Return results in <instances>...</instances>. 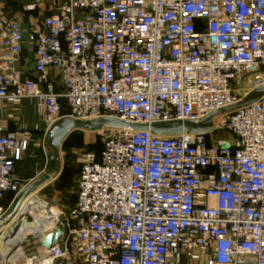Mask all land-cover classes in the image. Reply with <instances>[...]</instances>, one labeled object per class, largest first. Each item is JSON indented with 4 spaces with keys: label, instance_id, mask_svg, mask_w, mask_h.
Segmentation results:
<instances>
[{
    "label": "built area",
    "instance_id": "2783aa9c",
    "mask_svg": "<svg viewBox=\"0 0 264 264\" xmlns=\"http://www.w3.org/2000/svg\"><path fill=\"white\" fill-rule=\"evenodd\" d=\"M42 25L9 23L0 99L37 98L51 117L200 123L264 85V0H63ZM27 41L34 72L56 68L62 91L7 63ZM104 129L99 160L79 173L82 260L167 264L212 248L208 264H264V95L217 115L208 133ZM28 147L0 127V200L31 185L16 171ZM47 252L53 262L68 249L60 240Z\"/></svg>",
    "mask_w": 264,
    "mask_h": 264
},
{
    "label": "crops",
    "instance_id": "0c3cea01",
    "mask_svg": "<svg viewBox=\"0 0 264 264\" xmlns=\"http://www.w3.org/2000/svg\"><path fill=\"white\" fill-rule=\"evenodd\" d=\"M62 4L63 0H0V57L8 53L2 47V40L9 25L7 23L10 20V14L7 13L8 5H14L15 11H18L14 14V18L24 27L25 31L29 32L42 30L43 19L58 14ZM28 5L33 7L28 9ZM35 59L34 48L27 41L14 60H7V63L20 71L22 79L30 78L37 81L40 89H43L47 83H52L57 91H62V79L59 71L56 68H49L43 76H39L34 72ZM1 61L4 60L1 59ZM57 118L59 117L48 116L37 98L25 97L15 101L0 99V127L2 132L14 133L18 138L29 140L28 149L23 158L16 164L18 176L27 184H32L37 180L42 181L45 179V174L53 171L47 172L49 155H53L47 143V133L50 125ZM99 158L100 154L97 160ZM79 173L80 170L78 179ZM13 195V193H8L0 200V216L7 213V221L12 220L17 212L15 209L18 202ZM15 220L13 219L8 224L9 228ZM63 231L64 236L62 238L64 241L69 238V233H75L73 231L67 232L65 229ZM74 238L76 244V236ZM42 250L44 247L41 246L39 252ZM211 258L212 248L206 250L192 248L182 251L178 256H169L167 264H208ZM9 262L11 263H7L12 264V261Z\"/></svg>",
    "mask_w": 264,
    "mask_h": 264
},
{
    "label": "rangeland",
    "instance_id": "374dc122",
    "mask_svg": "<svg viewBox=\"0 0 264 264\" xmlns=\"http://www.w3.org/2000/svg\"><path fill=\"white\" fill-rule=\"evenodd\" d=\"M13 6L14 5L7 6L9 9L7 13L10 14V20L7 24L17 21L14 18V14L18 11H15ZM105 135L106 131L104 127L94 132L82 130L73 131L61 144L60 169L57 170L58 164L55 155L51 152L53 155H49L47 172L53 170L51 173H54V171L55 173L50 176L48 173L45 174V179L38 183L36 187L24 198L20 204V207L15 213L14 218L12 217V220L17 219V216L21 213V208L26 199L34 194L33 196L38 202L44 201L46 202L47 206L46 208H37L35 210V214H25V218L28 222L34 221L35 219L41 218L42 216H48V221L43 223L41 226L43 232H47L54 226H58L65 229L67 232L73 231L74 233L78 227V220L74 216L78 192V172L84 162L96 160L98 158L104 145ZM217 135L222 141L232 139V136L226 130H219ZM216 136L214 138H216ZM212 141L214 140L212 139ZM22 193L23 192L13 193V196L17 199L16 202L19 203ZM52 209L58 213L54 215L50 211ZM12 220L10 219V221H7V213H4L0 216V237L2 235L8 236L10 234V228L8 227V224ZM48 222H50L51 225L50 223L48 225ZM32 234L27 235L24 240L17 244V246L2 245L0 250L2 251L4 257L8 258L13 256L14 259L6 261L2 256H0V264L11 263L9 261H12V264H37L38 262L42 263L46 260H50L47 249L44 248V250L39 252V248H41V246L43 247V245L38 239H36L35 236L40 235L41 233ZM74 236L75 233H69V238L65 239V241L64 238L60 239L66 244L68 254L64 259L54 260L49 264H87L78 255Z\"/></svg>",
    "mask_w": 264,
    "mask_h": 264
},
{
    "label": "water",
    "instance_id": "95a60500",
    "mask_svg": "<svg viewBox=\"0 0 264 264\" xmlns=\"http://www.w3.org/2000/svg\"><path fill=\"white\" fill-rule=\"evenodd\" d=\"M264 95V85H261L254 90H252L248 95H246L240 102L224 107L222 109L211 112L206 116V118L200 123H193L189 121H169V122H158L151 125L148 124H135L129 123L127 121L115 118V117H102V118H93V119H75L69 116H63L57 118L49 127L47 133V143L51 152L55 155L58 168L61 167V154L60 147L63 141L75 130L89 131L94 132L98 131L102 127L104 128H132V129H141L148 130L163 135H174L180 134L185 131L192 133H208L213 128V122L217 115L228 112L237 107L249 104L256 101ZM55 173V171H54ZM54 173H48L49 176ZM41 180H37L31 185H29L22 193L21 199L16 206L15 211L18 210L20 204L24 198L32 191ZM21 214V213H20ZM19 214V215H20ZM20 223L18 220H15L10 227V234L14 235L18 230ZM32 233L28 234L31 235ZM64 236V231L61 227L54 226L47 232H43L40 235H36V239L40 241L45 249H50L53 245H57L60 242V239ZM17 246V245H15Z\"/></svg>",
    "mask_w": 264,
    "mask_h": 264
},
{
    "label": "bare ground",
    "instance_id": "6f19581e",
    "mask_svg": "<svg viewBox=\"0 0 264 264\" xmlns=\"http://www.w3.org/2000/svg\"><path fill=\"white\" fill-rule=\"evenodd\" d=\"M47 204L44 201H40L38 202L34 196H30L28 199H26V201L24 202L22 208H21V214L17 216V219L20 223V226L18 228V230L15 232L14 235H8V236H4L2 235L0 237V247L3 246H7V245H17L18 243H20L22 240L25 239V237L30 234V233H42L43 229L41 228L43 223H46L48 221V216H42L41 218L35 219L34 221H30L28 222L25 218V214H35V210L37 208H46ZM51 209V208H50ZM46 210V209H45ZM51 213H53L54 215L57 214L56 211H54L53 209L50 210ZM20 213V212H19ZM52 216V214H51ZM57 216V215H56ZM56 218V217H55ZM57 220V218H56ZM54 221V220H53ZM50 222H48L47 224L49 225ZM54 223V222H53ZM46 224V225H47ZM47 225V226H48ZM51 225V223H50ZM33 231V232H32ZM33 235V234H32ZM36 235V234H35ZM15 242V243H14ZM14 243V244H12ZM0 256H2L4 258V260H12L14 259L13 256L5 258L2 251L0 250ZM17 257V256H16ZM17 259V258H16ZM51 262V260H46L45 262H38L37 264H49Z\"/></svg>",
    "mask_w": 264,
    "mask_h": 264
}]
</instances>
